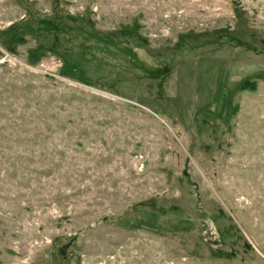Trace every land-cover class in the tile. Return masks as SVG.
<instances>
[{
    "label": "rangeland",
    "instance_id": "obj_1",
    "mask_svg": "<svg viewBox=\"0 0 264 264\" xmlns=\"http://www.w3.org/2000/svg\"><path fill=\"white\" fill-rule=\"evenodd\" d=\"M0 264H264V0H0Z\"/></svg>",
    "mask_w": 264,
    "mask_h": 264
}]
</instances>
